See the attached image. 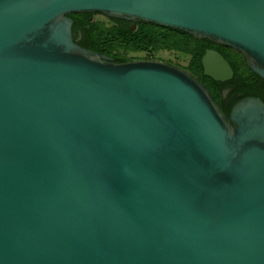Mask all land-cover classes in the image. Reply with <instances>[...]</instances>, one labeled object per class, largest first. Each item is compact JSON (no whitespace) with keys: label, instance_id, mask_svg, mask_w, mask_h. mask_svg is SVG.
<instances>
[{"label":"water","instance_id":"95a60500","mask_svg":"<svg viewBox=\"0 0 264 264\" xmlns=\"http://www.w3.org/2000/svg\"><path fill=\"white\" fill-rule=\"evenodd\" d=\"M240 52L264 0H0V264H264V101L228 115L185 68L80 46L70 13ZM203 75L233 69L214 48Z\"/></svg>","mask_w":264,"mask_h":264},{"label":"trees","instance_id":"16d2710c","mask_svg":"<svg viewBox=\"0 0 264 264\" xmlns=\"http://www.w3.org/2000/svg\"><path fill=\"white\" fill-rule=\"evenodd\" d=\"M100 14L105 18H95ZM73 19L72 36L87 49L111 56L114 61L133 60L131 53H144V58L154 59L159 51L177 52L189 57L183 67L202 81L209 89L221 110L228 115L235 102L245 96H257L264 101V80L253 73L243 55L227 46L208 39H197L184 31L142 20L110 18L101 13H70ZM206 48L219 51L233 69L227 81H214L203 75L201 56Z\"/></svg>","mask_w":264,"mask_h":264},{"label":"rangeland","instance_id":"374dc122","mask_svg":"<svg viewBox=\"0 0 264 264\" xmlns=\"http://www.w3.org/2000/svg\"><path fill=\"white\" fill-rule=\"evenodd\" d=\"M95 18L103 19L105 20L104 17H102L100 14H96ZM130 56L135 57L133 59H146L144 58L145 54L144 53H131ZM156 60H163L181 67H185L188 64L189 57H187L184 54L177 53V52H170V51H159L158 53L155 54Z\"/></svg>","mask_w":264,"mask_h":264}]
</instances>
